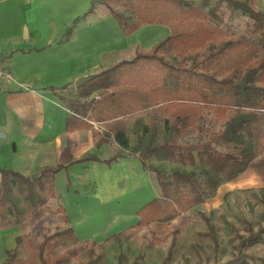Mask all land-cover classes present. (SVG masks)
<instances>
[{
    "label": "trees",
    "instance_id": "1",
    "mask_svg": "<svg viewBox=\"0 0 264 264\" xmlns=\"http://www.w3.org/2000/svg\"><path fill=\"white\" fill-rule=\"evenodd\" d=\"M96 3L107 8L127 36L147 24L167 25L171 33L151 49L137 50L131 58L101 70L71 97H61L72 111L67 128L98 124L105 129L95 131L101 141L113 136L155 175L160 192L137 211L139 221L132 227L169 222L203 205L222 184L238 178L264 154V11L257 0H94L85 14L92 13ZM224 5L253 20L255 37L226 34ZM209 115L222 123L220 129L203 127ZM194 131L196 137L191 136ZM121 156L118 152L102 161L111 164ZM86 160L100 159L87 154L76 161ZM64 167L45 166L35 178L0 168V229L20 224L49 199L58 198L55 179ZM260 191L264 204V188ZM55 211L65 213L62 205ZM203 217L207 230L199 235L210 239L218 253L220 234L214 213ZM220 218L230 224L225 215ZM65 220L66 227L39 243L29 242L31 264H64L87 250L86 264L102 260L103 254L95 255L97 242L83 243L70 219L65 216ZM246 227L240 250L264 246V227L255 231L250 221ZM26 238L16 237V247L6 252L4 264H24L18 255ZM175 246L173 239L161 264H171ZM143 258L140 252L133 264ZM250 258L264 264L262 257L243 251L222 264H249ZM125 260L120 254L119 264Z\"/></svg>",
    "mask_w": 264,
    "mask_h": 264
},
{
    "label": "crops",
    "instance_id": "2",
    "mask_svg": "<svg viewBox=\"0 0 264 264\" xmlns=\"http://www.w3.org/2000/svg\"><path fill=\"white\" fill-rule=\"evenodd\" d=\"M93 1L0 0V53L8 58L17 79V83L0 85V130L7 135L0 148V160L5 165L0 164V168L32 175L45 166L66 165L55 179L58 198L54 200L65 209V213H57V221L67 226V216L82 236L110 232L125 221L127 213L138 218L137 211L156 197L151 195L154 174L143 168L138 156L122 153L111 164L102 161L118 153L119 145L112 137L101 141L95 132L100 129L98 124L67 128L72 111L61 97H71L77 89L76 79L98 73L100 68L95 66L97 59H84L126 49L127 35L109 13L101 19H96L95 9L85 14ZM257 3L264 11L261 0ZM77 18L80 20L68 33ZM100 26L109 30L112 38L100 45L83 46L81 39ZM170 33L167 25L147 24L128 37L152 45L141 48L147 51ZM135 43L130 45L140 42ZM87 154L100 160L76 161ZM255 174L264 175V154L249 166V179ZM1 177L0 172V184ZM92 208L100 215L96 223L89 220ZM86 209L89 212L82 217Z\"/></svg>",
    "mask_w": 264,
    "mask_h": 264
},
{
    "label": "rangeland",
    "instance_id": "3",
    "mask_svg": "<svg viewBox=\"0 0 264 264\" xmlns=\"http://www.w3.org/2000/svg\"><path fill=\"white\" fill-rule=\"evenodd\" d=\"M264 5V0H261ZM96 19L105 18L108 15V10L104 5L95 4ZM225 21L222 29L230 37L245 35L249 38L255 37L252 30L253 20L246 15L238 12H231L228 7L224 5ZM109 18L113 20L111 16ZM88 36H84L80 42L83 46L92 47L104 43L105 39L112 38L113 34L101 26L96 28ZM138 40V41H137ZM140 42L139 45H130L135 42ZM136 42V43H137ZM126 49L120 52H114L106 55L91 54L84 60L95 61V66L99 72L110 64L120 61L122 59L131 58L137 50L148 49L152 45H147L143 39L126 38ZM135 43V44H136ZM141 49V50H142ZM209 126L214 130L221 128L222 123L213 115L207 116L203 122V127ZM103 131L105 129L100 127ZM0 130V148L6 140V133ZM203 134H207L205 130ZM196 131L192 132V137H196ZM112 139L113 136H111ZM116 142V141H115ZM14 142L10 146L13 147ZM118 152L123 154L127 150L119 146ZM0 151H2L0 149ZM107 154V153H106ZM111 155V153H110ZM109 155V156H110ZM260 160H257V164ZM1 165H5L4 161L0 160ZM256 164V165H257ZM169 167L171 163L165 162ZM248 172L240 175L232 181L225 182L220 186L216 195L207 200L203 205L195 207L191 211L185 212L177 216L175 219L164 223H153L147 227H132L139 221V217H132L130 213L126 214L125 221L121 222L115 229H111L103 235L82 236L76 230V235L84 243L86 240H94L97 242L95 247V255H101L102 260L98 264H119V256L123 254L126 256L124 264H133L135 258L140 252L144 253V258L140 264H161L164 257L167 255L172 246L173 239L176 240V246L173 249V259L171 264H222L240 251L254 257H262L264 259V246L257 245L249 249L240 250V242L242 236L247 235L246 221H250L254 230L264 227V204L261 199V189L264 188V175L255 174L254 178L249 179ZM151 195L159 194V185L155 178L151 179ZM256 194V196H255ZM69 205V200H64ZM58 200L54 198L49 199L47 205L41 207L34 215L28 217L19 225H11L7 228L0 229V264H4L8 250H13L16 247V237L19 235H26L24 243L19 249V257L24 259V264L32 263V255L29 253L31 248L29 242L39 243L43 240L45 235L54 233L55 231L66 227L60 226V221H57L58 215L56 209L58 208ZM70 206V205H69ZM91 223H96L100 215L97 213V208L91 209ZM89 209H86L82 217H86ZM214 213V222L216 223L218 232L220 234V250L218 253L214 252L213 244L208 238L201 237L199 232L206 231V221L204 215ZM221 215H225L230 221L226 225L221 220ZM60 217V216H59ZM131 217V218H130ZM111 221L109 220L106 225ZM18 228V229H17ZM118 233V236H114ZM90 256L87 251H82L78 256L71 258L64 264H86ZM15 264H20L16 262ZM249 264H263L260 260L249 259Z\"/></svg>",
    "mask_w": 264,
    "mask_h": 264
},
{
    "label": "built area",
    "instance_id": "4",
    "mask_svg": "<svg viewBox=\"0 0 264 264\" xmlns=\"http://www.w3.org/2000/svg\"><path fill=\"white\" fill-rule=\"evenodd\" d=\"M17 83V79L9 64L8 58L0 53V85Z\"/></svg>",
    "mask_w": 264,
    "mask_h": 264
},
{
    "label": "water",
    "instance_id": "5",
    "mask_svg": "<svg viewBox=\"0 0 264 264\" xmlns=\"http://www.w3.org/2000/svg\"><path fill=\"white\" fill-rule=\"evenodd\" d=\"M26 30H25V35H27V31ZM96 74L97 73H90L88 75H83V76H80L79 78H77L76 81H75L76 88H79L80 86H82L86 82H88L91 79H93L96 76ZM37 176H38V173L32 174V178H35Z\"/></svg>",
    "mask_w": 264,
    "mask_h": 264
}]
</instances>
